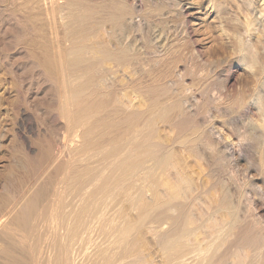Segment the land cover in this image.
Instances as JSON below:
<instances>
[{
  "label": "rangeland",
  "instance_id": "1",
  "mask_svg": "<svg viewBox=\"0 0 264 264\" xmlns=\"http://www.w3.org/2000/svg\"><path fill=\"white\" fill-rule=\"evenodd\" d=\"M85 1L86 4L91 6H94L96 3L95 8L92 7V9L95 11L99 9L98 11L101 13H97L98 17V15L100 16V14L105 13L104 10H101L102 4L111 1L117 2L118 0H106L107 2L105 0ZM101 1L104 2L98 5ZM121 1L122 4H126L129 7L125 6L127 9L135 10L132 20L135 19L134 21L141 23L137 25L134 21L135 24L131 23V29L129 28L127 32L128 38L134 40L135 37H138L134 45L139 44V47L142 42L147 43L141 44V47H143H140L141 49L139 51L141 52L137 58L139 60L141 58V60L139 62L136 59V65L135 61H132V64L131 62L126 64L127 66H123L122 69L120 66L116 68L118 65L115 63L116 66L114 62H111L115 67L113 66V69L111 66L113 64L109 63L110 66L108 68H112V71L104 72L105 69L98 70L99 73L97 72L95 74L96 85L99 86L101 84V87L105 86L107 81L106 79L102 80V77L105 78L108 76L107 80L109 85L106 86L110 87L107 88L105 86L101 88L97 86V88H106L104 89L107 91L106 96L109 97L110 95L111 98H109L115 101H112L114 105L117 106L118 104V106L123 105L120 107H125L126 99L128 98H125L127 97L125 95L121 97L123 94H126L125 89L121 96L118 95L123 90L121 88L125 86L127 89L129 85L128 91L129 88L132 89V87L137 86L140 89V95H142L141 87H146L150 83L153 88L150 85L149 88H152L153 92H150L148 95L144 94L145 101L146 97L149 96V99L147 98L149 101H146V103L150 102L155 106V102L157 104L159 99L167 100L170 103L181 97L180 99H183L182 101L185 102L183 105L186 104L187 106H184L186 110L183 111L184 113L181 112L182 114L178 111H176L178 112L176 115L175 111L174 113H172L173 111L170 114L168 113L171 115L167 119V121L169 120L168 122L164 119L165 116L163 118L157 117L159 121H156V129L154 132L157 133L159 131L157 134L162 139L158 135L156 136V133L154 135L157 137L156 142L159 139V143L166 140L167 142L165 141L166 143L164 142L163 144L168 145V149L172 148L170 150L172 155L170 154L169 159H166V162H161L158 165L159 168L153 167L154 170L151 168V171H144V173L140 171L142 175H148L142 181L139 179L143 178L141 173L139 177V171L138 176L135 174L131 178H125L121 185L122 189L121 187L117 188L121 189L123 193H121V190H116V193H118L116 195L114 194L116 198L114 196L110 201L111 205H109L110 203L108 204L109 209L113 206L111 210L114 212L116 221H119V224H123L125 218L130 219L129 217H131L133 219L127 234L128 241L121 249L122 254H131L132 257L140 261V264H164L166 255L158 241V234L161 231L163 233L169 230V226L171 227L170 223L173 221L171 218L174 219L178 214L177 212L181 213L185 211L189 218L188 226L189 228L195 229L196 234L194 235L197 236L196 240L193 234L190 235V238L186 240L187 243L192 244L193 241L191 239L193 238L196 245L197 242L195 240L200 245L205 240L202 246L210 242L205 248L198 245L203 250V253L206 252L204 254L205 259L208 260L206 264H217V260L219 263L223 260L221 257L223 258L225 255L227 257L225 256L224 258H231L228 261L224 259L227 261V264H229V261H231V264H234V262L235 264H243L245 260L249 264L251 260L250 256L264 249V0H165V2L163 0H119V3ZM154 3L160 6L157 5L158 8L156 7L157 9H155L154 6L156 4ZM170 5L174 7H168ZM52 6H54V9L56 8L55 13ZM64 6H66L65 10H63ZM96 6L99 8H96ZM152 6L154 9H152ZM78 7L81 9V6ZM67 8L68 6L65 0H58L53 5L50 0H0V206L8 198V200L11 198L12 201L30 192L33 187L35 174L41 169L38 163L40 165L42 163L40 157L42 158V149L45 148L43 145H46L45 143L50 137H52L50 140L54 141L56 137L55 141H58L62 137V134H64L62 129L65 127L66 120L62 119L59 114V100L61 101L62 91L60 90L58 93V87H61V83L59 82L62 79V75L59 71L60 67L58 68L59 70H52L55 66L49 63L47 64L46 59L49 57L52 58L54 55L53 52H56L58 47H62L63 44L59 42L61 39L62 42L63 40H69V36L67 38L65 36L66 34L69 35L66 32V28L67 22H69L68 20L71 19V17L69 18L71 10ZM150 8L152 11H155L152 13ZM136 15L138 16L137 18ZM146 16H150V20ZM67 17L68 19L66 20ZM132 27L136 35L132 33ZM105 30V32H102L103 29L99 30L100 32L96 30L98 36H96L97 32L95 33L94 31V34H96L95 38L97 37L98 40L102 36L101 40H103L102 38L107 40L112 33L110 34L108 32L110 30L109 27L105 28ZM129 32L135 36L132 37L131 34L129 35ZM126 37L124 39H127ZM146 37L150 39L147 40ZM155 37H159V39L156 40L157 38ZM57 41L59 42L58 44ZM67 41L64 43L68 46L70 42L67 43ZM149 41H152L151 44ZM146 45L147 47L149 45V48ZM242 45L247 46L246 48L248 50L247 55L244 57L240 48ZM136 47L139 49L138 46ZM150 49H154V51L151 50V52ZM158 51L160 54H158ZM159 56L161 57L159 58ZM41 61L42 66H40ZM49 65L51 66L49 67ZM125 68L126 70L124 71ZM138 68L141 69L138 70ZM145 68L149 73L145 71ZM121 69L125 73L121 72V74ZM115 70L116 72L118 70L119 73L117 72L116 74ZM68 72L69 70H67ZM144 72H146V75ZM108 73L109 75L110 73L112 74L110 76L117 78L119 82H116L118 84L112 85L113 82L110 79H113V77L111 78L107 75ZM98 74L102 76L97 77ZM130 75L133 76L129 77ZM144 76H147V78ZM120 78L125 80L124 85L123 82L119 84L120 81H123ZM142 78L145 81L149 79L147 81L148 83L143 82L144 84H141L144 81ZM100 80L102 82L104 81L105 84L103 85L102 82H99ZM115 80L113 79L114 83ZM134 81L137 83L130 85L129 82ZM138 82L141 83L138 84ZM145 84L146 86H144ZM117 85H120V87ZM161 88H166L167 90L172 88V90L166 91L167 93L164 92L168 97L166 94L161 96L162 92H159ZM131 89L129 91H132ZM155 89L156 91H154ZM116 91L120 93L117 92V95H115ZM112 93H114L115 99ZM58 94L59 96H56ZM155 95L160 96L156 98ZM118 96L121 99L123 98L122 101H120L121 99ZM108 97H105L106 100H109ZM142 97L140 96V98ZM117 98L120 100L118 101ZM127 102V104L131 105L129 100ZM130 108H133V105ZM154 108L152 112L155 115V112L159 111L156 110L158 107ZM108 109L111 110L110 107L106 110ZM56 115L59 117V122L61 120L60 123L58 122V118L56 119ZM182 115L183 117L186 116L185 118H189L188 120L194 128L191 126L186 129L181 128L178 126L180 124L176 126L175 121L179 123L183 118L181 117ZM51 119H55L56 121H52ZM62 122L64 123L61 126ZM59 128L62 129L60 130ZM180 128L181 131L182 129L184 130L181 132ZM53 129L56 132H62L59 133L61 136L57 137L59 136L57 135L58 132L56 133ZM122 129L124 130V127ZM122 129H117L118 133ZM117 130H105L103 132H107L106 134L108 135L109 131V134L111 132L109 136H112L117 133ZM100 133L102 132L100 131ZM100 133H97L98 137H100ZM97 134L95 137L92 135L90 138L92 140L94 138L97 139ZM43 136H48L49 138ZM42 139L47 140L41 141ZM76 139L77 144L82 142L81 138V141L78 140V137ZM39 142L41 143L40 145H38ZM92 151V155L95 153L94 150H91L89 154L86 153V159L91 155ZM29 156L31 157L30 160L35 159L34 161L32 160L33 163L40 159V162H37L38 166L36 162L35 164L31 161L28 162ZM36 157H39V159H36ZM94 157L95 154L93 158L92 156L89 158L94 160ZM140 158L137 157V160H140ZM25 159L28 161H25ZM90 159L88 160L89 162L92 161ZM152 163L151 161L150 165ZM23 164H26L27 167ZM28 164H31V167L36 170H33ZM30 170L33 171L29 172ZM150 174L153 175L149 176ZM32 177L33 179H31ZM136 180L138 182L140 181L141 184ZM73 181L74 178L67 182H70L68 184L70 187L71 185L73 186V183H71ZM133 181L137 184L133 183ZM137 187L139 188V192L137 191ZM66 189L67 186H65L64 190ZM134 189L137 192H134L135 195L132 196ZM68 191L71 192L70 188L67 189V192L64 191L65 196ZM140 191L146 195L140 193ZM146 191L149 192L146 193ZM227 192L230 195L231 202H233V205L235 204L234 206L238 210L237 212H239L238 217L241 221L244 220L241 223L240 219H238L239 223L237 222V224L241 223L240 225H244V227L241 226L240 228L239 225L237 226L235 224L238 228L235 229V225L232 228H228V213L225 209H219L221 199H223ZM120 194H125L126 197L125 195L123 196L124 200L126 198L128 202L126 200L124 202L122 200L123 197L120 196V198L122 197V201L118 202L120 203L118 207L114 199L120 201L117 198V195ZM148 194L151 196H148ZM144 195L145 197L148 196L150 200H146ZM131 198H134L135 201L132 202ZM142 198L145 203L141 200ZM153 199L155 202L157 201V204ZM122 202L125 206H122ZM129 202L132 204L130 207ZM160 202H163L161 203L163 207ZM172 203H174L173 205L176 208H174ZM135 205H139L138 207L143 210L139 209L140 211L136 212L137 206ZM145 205L151 206V208H146ZM126 206L131 209H127ZM238 206L240 207L237 208ZM158 207L159 212H162V214L156 210ZM146 211H151V213H146ZM152 211L154 214H152ZM125 214H131V216H125ZM162 215H165V217L163 216L164 218H162ZM173 215L176 216L174 217ZM160 217L163 219L161 221L162 224L159 220ZM167 219L170 221L166 222ZM71 224H69V227H72ZM253 225L254 227H252ZM246 226H248V229L245 228ZM221 227H226L225 230H228L229 234L225 231L228 234L225 235L226 233ZM258 227L263 232V244L260 245L259 249L257 248L258 250L255 249V251H253L254 248L249 249L250 247H243L251 250L249 253L246 250L247 254L243 248L238 247L239 242L237 240L241 242L244 237L243 235L248 230L254 233H256L254 230L260 232ZM216 228L220 230H216ZM230 229L234 230L231 231ZM239 229H243L245 233L244 231L240 232L242 230L239 231ZM221 231L222 235L218 237L216 233ZM239 232L242 235H240V240L239 238L237 239ZM211 236L216 240H213ZM198 237L200 240L201 238L203 240L199 242ZM218 240L219 242L217 243L216 241ZM211 241H215L217 245ZM213 245L215 247L217 246V249ZM206 247L208 250H204ZM210 251L214 252L212 257L211 254L209 255ZM232 251H235V253ZM229 253H232V255ZM233 253H237L238 255H234ZM214 255L216 256L213 257ZM228 255L231 256L229 257ZM206 256H208V259ZM241 256L243 258L245 257V260ZM239 259L242 262H239ZM204 261L202 263L195 259L192 261V264H205L206 261ZM246 262L244 264H247Z\"/></svg>",
  "mask_w": 264,
  "mask_h": 264
},
{
  "label": "bare ground",
  "instance_id": "2",
  "mask_svg": "<svg viewBox=\"0 0 264 264\" xmlns=\"http://www.w3.org/2000/svg\"><path fill=\"white\" fill-rule=\"evenodd\" d=\"M50 1H51V4L53 5L58 0H50ZM82 1L81 0H65L66 5L71 10V12L69 10H67L70 12V13L69 12H67V13H69L71 15V16L69 15V18L71 17V19L68 20L69 22H67L68 24H67V28H66L67 29L66 32H68L69 35L66 34V36H65L66 38H67V36H69V40L68 41L63 40V42H62V39H61V41H59V42H61L64 45L67 41V43L70 42V44H68V46H67V44H65L66 47H65V45L64 46L62 45V47H58V48L56 47L57 50H56V52H53L54 55L51 53V55H53V57L51 56L52 58L49 57L48 59H46L47 64L49 63V64L55 66L54 69H52V70H55V69L57 70L60 67L59 68L60 70L59 69L58 70L60 71V73L62 75L61 80L59 77V80H60L59 83H61V87H58L59 88L58 93L60 90L62 91L61 92L62 93L61 94V101L59 100V102H60L59 114L62 117V119L66 120L64 129L61 128L64 131V134H62V137L60 139H58V141H55L56 137H55L54 141L50 140L52 138V137H50V139L46 143L44 142L46 145H43V146H45V148L42 149L43 150L42 158L39 156L42 163H41V165H40V163H38V165L40 166L41 169L37 174H35L33 187L30 190V192L25 191L28 193H26V194L24 193L25 195L23 194L24 195L23 197L21 195V198L15 199L12 201H11V198H10V200H8L9 199L8 198L0 206V264H140V261L137 258L132 257L131 254H128V255L122 254V251H121L122 246L124 244H126L128 241L127 234L129 232V226L132 225V221H133V219L129 216H131L132 213L131 214H125V216L129 215L128 217L130 219L125 218L123 224L122 223L119 224V221L118 222L116 221L117 219L115 218L114 212L111 210V208L113 206L110 207V209H109V205H111L110 201L112 200V198L116 194H118V193H116V190L122 189L121 185H122L123 181L125 180V178H131L135 174H137V176H138V171H139V177H140V173H141L140 171H142L143 173H144V171H151V168L153 169V167H158V165H160L161 162H163V161L166 162L165 160L169 159L170 154L172 155V153L170 152V150L172 148L168 149V147H167L168 145L166 146L165 144H163L166 140H164V142H162V140H161L162 143H159L160 139H162L157 134L159 131L157 133L154 132L156 129L155 128L156 121H159L157 119V117L158 116H159L158 118H161V117L163 118L164 116L168 117V115L170 114L171 111H173L172 113H174V111H175V115L178 112L184 113L183 111L186 110L185 108L187 106H186V104L183 105V103H185V102L182 101L183 99L182 100L180 99L181 97L177 98L176 100H174L173 102H170V103L167 100H166L167 101L166 102L163 99H162L163 103H162V100H160V99H159L160 102L158 100L159 103L157 102V104L155 101H153V102H155V106L150 102L146 103V101L147 102L149 101V100H147V98L149 99V96L146 97V101L144 99L145 98L144 96L146 94L148 95L150 92H153V89H152L153 87L150 85V83H149V85H150V87H152L151 88L152 90L149 88L148 84H147L148 86H146V84H145L144 86H146V87H141L142 91H143V92L141 91L142 95H140L139 87L137 88V86L136 87L131 86L132 89L129 88V90L131 89L132 91H129V90L127 91L129 85L127 86V89L124 86V88H121L123 90L120 89L121 93L116 91L115 95H117V92H118V93H120L118 95L121 96V94L124 93V89L126 90L125 91L126 94H123V96H121V97H124V95H125V96H127L125 98H128V99H126L125 107H120L123 105L118 106V104H117V106L114 105V103L112 102L114 100L110 99L111 98L110 95L108 94L110 98L108 96H106L107 91L104 90L106 88H104V89L97 88L98 85H96V83H95L96 82L95 74H97V72L99 73V71L103 70V69H105L104 72L112 71L111 69L112 68L114 69L115 63L118 65L117 66L115 64L117 66L116 68H118L120 66V67H122V69H123V66L125 67L126 64H128L130 62L132 64V61H135L138 58V56L140 55L141 51H139V50L143 47V46L141 47V44H144L147 42H142L140 40L142 42L140 44L141 48L139 47V44L138 45L135 44L136 46L139 47V49H138L134 45V43L137 42L136 40L138 37L137 38L135 37L134 40L132 38H128L127 32L129 31L128 30L129 28L131 29V23L135 22L137 25L140 22L137 23L136 21H134L135 20L134 18H133L134 20H132V17H133L135 10L127 9L126 7H128V6H126V4H122V1H121V3H119V0L117 2H112L110 0L111 2H108L106 4H102L104 1H101V3H98V5L102 4L101 10H104L105 13L100 14V16L98 15V17H97V13L100 12V11H98L99 9H97L96 11L94 9H92V7L95 8L94 6L96 3L94 4V6H91L89 4H86L85 0H82ZM113 1H115V0H113ZM163 1L165 2V0H163ZM163 1H162V3H163ZM159 3H161V2L159 1ZM154 4H156L154 7H155V9H157L158 4L157 3H154ZM168 4H169V2H168ZM173 5H174V3H173ZM173 5H170L168 7H171ZM78 6H81V9H79ZM97 6H96V8H99ZM158 6H160V5H158ZM174 6H176V5H174ZM65 7L66 6H64L63 10H65ZM154 7L152 9H154ZM131 8H133V7H131ZM52 9L54 10V13H55L56 8L54 9V6H52ZM133 9H135V8H133ZM150 9H149V12H150ZM152 9H151V11H152ZM77 10H79V11H77ZM154 11L155 10H153L152 13ZM158 11L160 12V10H158ZM144 14H146V13H144ZM147 16H146V18H149L148 20H150V16L149 17H147ZM151 16H153V15H151ZM137 17L138 16L136 15V18ZM67 19H68V17L66 18V20ZM148 24H149V22H148ZM142 25H143V23H142ZM108 27L110 28V30L108 32H110V34L112 33V35L107 40L105 38H102L103 40H101L102 36L100 37V39L97 40V37L95 38L96 34H94V31L96 33L97 31L100 32L99 30L103 29L102 32H105L106 31L105 28H108ZM140 27H141V25H140ZM136 29H137V27H136ZM132 30H133V27H132ZM98 32H97L96 36H98ZM132 33L135 34L134 30ZM132 33L129 32V35L131 34L132 37L136 35V34L134 35ZM124 34H126V35H124ZM140 35H142V34H140ZM108 36H109V34H108ZM125 36H127L126 37L127 39H124ZM104 37H106V36H104ZM122 37L124 40L122 39ZM155 38H157L156 40L159 39V37H155ZM148 39H150V38L148 37L147 40ZM160 40H161V38H160ZM162 40H163V38H162ZM59 42L57 41V44ZM151 42H150V44H151ZM162 43H160V44L162 45ZM152 46H154V45H152ZM146 47H147V45H146ZM246 47H245V45H242L240 47L243 57L246 56L248 53V50ZM147 48H149V45ZM159 48H161V47L159 46ZM151 50L154 51V49H150V51ZM144 51H146V50H144ZM144 51H143V54H144ZM148 51H146V52H148ZM158 54H160L159 51H158ZM160 57L161 56H159V58ZM43 59H45V58H43ZM137 60H139V59H137ZM140 60H141V58H140ZM140 60H139V62H140ZM136 61H135V65L137 64ZM111 62H114V64ZM109 63L113 64V65H111L112 68H108V66H110ZM51 65H49V67ZM148 65H149V63H148ZM40 66H42V61H41ZM128 66H130V65H128ZM45 67H46V65H45ZM67 67H68V69H67ZM46 68H48V67H46ZM66 69L69 70L68 73H67ZM122 69L120 70V73L122 72ZM133 69H135V68H133ZM140 69L138 68V70H140ZM70 70H71V72H70ZM125 70H126V68L124 69V71ZM148 70H149V68H148ZM124 71L122 73H125ZM145 71H146V68H145ZM115 72H116V70H115ZM117 72H118V70H117ZM117 72H116V74H117ZM141 72H142V70H141ZM146 72H144L145 75H146ZM55 73H57V72H55ZM147 73H149V71ZM100 74H102V73H100ZM107 75H109V73ZM110 75H112V74L110 73ZM98 76L100 77L102 75L98 74L97 77ZM115 76H117V75H115ZM131 76H133V75H130L129 77H131ZM147 76H144V77L147 78ZM149 76H151V75L149 74ZM110 77L112 78L113 76H110ZM103 78L104 77H102V80L106 79L107 82L106 81L105 82L107 84H105L104 81L102 82L101 80L99 82H102L103 85L105 84V86L109 85L108 80H107L108 76L105 77L104 79ZM143 78H142V80H144V79L146 80V78H144V79ZM113 79H116L115 83H114ZM113 79H110V80H112L111 82H113L112 85L116 84L117 83L116 81H118L116 77H113ZM57 80H56V82H57ZM120 80H123V79L120 78ZM145 80L142 81V83L138 82V84L148 83L147 81L149 79L147 81H145ZM124 81L125 80L120 81L119 84H122L121 82H123V85H124ZM162 82H163V80H162ZM129 83H130V85L132 83H134V85H135V83H137V82L134 81V82H129ZM160 83H161V81H160ZM167 84L169 85V83H167ZM125 85H126V83H125ZM99 86L101 87V84ZM105 86H102V87H105ZM117 86L120 87V85H117ZM117 86H116V89H117ZM141 86H143V85H141ZM109 87L110 86H108L107 88H109ZM156 89L154 91H156ZM161 89H159V92H162L161 96H163V94H166L170 89L172 90V88H170L169 90H167L166 88H161ZM108 92H109V89H108ZM111 92H112V90H111ZM159 92H157V93H159ZM164 92H166V93H164ZM114 93H115V91H114ZM114 93H112L113 98L115 97L113 95ZM171 93H172V91H171ZM56 96H59V94ZM120 96H118V98ZM140 96H143V97L140 98ZM157 96H156V98H157ZM166 96H167V94H166ZM105 97H108L109 100L108 99L106 100ZM121 97H120V99H121ZM150 97H152V96H150ZM118 98H117V100H118ZM56 99H57V97H56ZM122 99L120 101H122ZM127 100H129L131 102V105L127 104L128 103ZM152 100H155V99H152ZM107 101L108 102L110 101L109 103H111V102L112 103L109 104ZM164 101H165V103H164ZM124 102H122V103H124ZM132 105H133V108H130V107H132ZM184 106H186V107L184 108ZM56 107H58V105H56ZM56 107H54V108H56ZM109 107L111 108V110H109V109L106 110ZM154 107H158V109H156V110L159 111V112L156 111L155 115L152 112ZM176 111H178V112H176ZM187 112H188V110H187ZM55 114H57V113H55ZM190 115H191V111H190ZM170 116L171 115H169L168 118L164 117V119L167 121V119H169ZM186 116H187V114H186ZM181 117H183V115ZM185 117H183L179 123H178V121H175L176 126L178 124H180L178 126H180L181 128H185V129L187 127L189 128L192 125L190 123V121L188 120L190 117L189 116H187L189 118H185ZM57 118H58V122H59V117L56 115V119ZM54 120L55 119H53L52 121H54ZM60 122H61V120H60ZM63 123L64 122L61 123V126ZM194 123H196V122H194ZM123 127H124V130L122 129ZM51 128H50V130H51ZM158 128H159V126H158ZM158 128H157V130H158ZM181 128H180V131H181ZM192 128H194V127H192ZM192 128H191V130H192ZM55 129H57V127H55ZM55 129H53V130H55ZM117 129L118 130L122 129V130H121V132L118 133ZM50 130H48V132ZM105 130H109V131L117 130V133L115 135L109 136V135H111V132L109 134V131H108V135H107L106 134L107 132L104 133ZM183 130L184 129H182V131ZM51 131H50V133H51ZM100 131L103 134L100 133ZM55 132H56V130H55ZM59 133H62V132H58L57 135H59ZM94 133H96V134L100 133V137H98V134H97L98 138L97 139L94 138L92 140L90 137L92 135H94V137H95L96 134H94ZM155 133H156V136L158 135V137L160 138L159 140H157L158 142H156L157 137L154 135ZM48 136H43V137L46 138ZM60 136L61 135H59L57 137H60ZM154 136H155V138H153ZM76 137L79 138L78 139L79 141H81L80 140V138H81L82 142H80V143L78 142L79 144H77L76 143V141H77ZM43 139L41 141L47 140V139H45V140H43ZM154 139H155V141H154ZM40 142L38 145L43 143V142H41V143ZM91 150L95 151L94 160L92 159L93 155H94V154L92 155L93 151L91 152V155L88 156V154ZM86 153H88L87 154L88 158L92 156L91 159L89 158L90 160H92L91 162L88 161L89 160L88 158L86 159V157H85ZM139 155H141V156H139ZM39 157L38 158L36 157V159H39ZM137 157L138 158L141 157L140 160H137ZM28 159H29V161L26 159H25V161H28V162L31 161L32 162V160H33V159L30 160L31 157ZM40 159H39V161L37 160V162H40ZM151 161L153 162L151 164L152 166L150 165ZM35 162L34 163L32 162V163L35 164ZM37 162H36V165H37ZM23 165L26 166V164H23ZM28 165H30L29 167H31V164H28ZM37 166H35V167H37ZM31 168H33V167H31ZM160 168H161V166H160ZM34 169L35 168H33V170ZM33 170H30L29 172H31ZM153 170H152V173H153ZM155 170H157V169H155ZM32 173H29V174H32ZM34 173H36V172L34 171ZM154 173H155V171H154ZM146 175H144V174L142 175V173H141V176L143 178H139V179L142 181V179H144ZM151 175H153V174H150L149 176H151ZM137 176H135V177L138 178ZM33 177L31 179H33ZM73 178H74L75 182L74 181L71 182V183H73V186L71 185V187H70V185H68V184H70V182L69 183H67V182ZM149 178H147V179L149 180ZM148 180H146V181H148ZM42 181H43V183H42ZM134 181H135V179H134ZM134 181H133V183H136ZM30 182H31V180H30ZM138 183L141 184L140 181ZM28 185H30V184H28ZM65 186H67V189L70 188V190H71V192L68 191V193L70 192V194L68 196H67L68 193L66 194V196L64 195V193L67 192V189L64 190ZM68 186H69V188H68ZM137 186H139V185H137ZM29 187H28V189H29ZM118 187L119 188L121 187V189H117ZM141 188L143 189V187H141ZM28 189H26V190H28ZM142 189H140V190H142ZM123 190H124V187H123ZM138 190H139V188L137 189V191ZM137 191L134 189L133 193L134 192L136 193ZM142 191H144V190H142ZM130 192H132V191H130ZM148 192L146 191V193H148ZM121 193H123V191ZM135 193L132 194V196L135 195ZM140 193H143V192L140 191ZM125 194L117 195V198H119L120 201L114 199L115 202L117 203V206L118 205L120 206V203H118V202H121L122 200L124 202H125V200L128 202V199L125 198V200H124L123 196ZM143 194H145V193H143ZM143 194H141V195L143 196ZM145 195H144V197H145ZM149 195L150 194H148V196ZM120 196L123 197V198L121 197L122 200H121ZM148 196L145 197L146 200L149 199ZM19 197H20V195H19ZM125 197H126V195H125ZM17 198H18V196H17ZM115 198H116V196H115ZM143 198L141 200H143ZM131 201L134 202L135 199L131 198ZM154 202H155V200H154ZM130 203L131 202H129V204ZM143 203H145V201ZM146 203H147V201H146ZM161 203H163V202H160V204ZM173 204L174 203H172V205ZM140 205H143V204H140ZM147 205H145L146 208L147 207L151 208V206H147ZM234 205H233V202H231V198H230V195L228 194V192L224 195L223 199H221V202L219 204V209H225L228 213V219H229L228 223H227V225H229L228 228H230V227L232 228L235 224H237V222L239 223V221H238V219H240L238 217L239 212H237L238 210L236 209V207ZM122 206H125L123 202H122ZM130 206H132V204H130L129 207ZM135 206H137V209H138L137 210L135 208L136 212L140 211L139 209H141V208L138 207L139 205H135ZM127 207L128 206H126V208ZM162 207H163V205H162ZM239 207L240 206H238L237 208H239ZM142 208H144V207H142ZM168 208H169V206H168ZM174 208H176V207L174 206ZM127 209H129V208H127ZM158 209H159V207L156 210H158ZM141 210H143V209H141ZM153 211H152V214H154V212H157V211H154V212ZM165 211H166V209H165ZM179 211H182V210H179ZM148 212L149 211H146V213H148ZM124 213H126V212H124ZM149 213H151V211ZM158 213H160L159 210H158ZM177 213H176L177 216L173 215L174 217L176 216L174 219L171 218L173 221L171 222L172 224L170 223L171 227L169 226V230H167L163 233H161L162 232L161 231L158 234V241L162 247L164 254L166 255V261L164 264H192V261L195 259L200 261V262L205 260L206 262L205 261L204 262L206 264L208 262V260H206L205 256H204V254L206 252L203 253V250L198 247V245L202 246L203 242L205 240H203L202 238L200 240L198 237L199 242H201L203 240L201 245L198 244V241H196L197 236L194 235V234H196L195 229L189 228V226H188L189 218L186 215V212L182 211L181 213L180 212H177ZM160 214H162V212ZM163 214H165V213L163 212ZM167 214H169V213H167ZM132 216H133V214H132ZM163 216L165 217V215H162V218H164ZM162 218L160 217V219H159L160 223L163 220ZM169 221L167 219L166 222H169ZM240 221H241V219H240ZM243 221H241V223H243ZM69 224H71L72 227L71 226L69 227ZM240 224H237V226L239 225L241 228L242 225H240ZM237 226L236 225L234 226L235 229L238 228ZM248 226L251 228V226L249 224H248ZM248 226H246L245 228H247ZM242 227H244V225ZM252 227H254V225ZM225 228H222V229H224V232L227 231V233H228V230H225ZM217 229L218 228H216V230ZM218 230H220V229H218ZM233 230H231V231H233ZM240 230H242V231H240ZM259 230H260V232H257L256 230H254L256 233L251 232L249 230L248 231L246 230L247 232L245 233V231L243 229H239L240 232L244 231L245 235H243L244 237H243L241 242L237 240V242H239V244H240L239 245L238 243H236V244H238V247L239 248L250 247L249 249L254 248L253 251H255V249H257V248L259 249L260 245L263 244L262 243L263 232H262V229L259 228ZM240 232L238 233L239 234L238 236L241 235ZM218 233H216L218 235V237L220 235H222L221 234L222 231L218 232ZM227 233L225 235L229 234V233L228 234ZM192 234L194 237H196L195 242H197V245L194 243V238L191 239L193 241L192 244H189L186 241V240H188L187 238H190V235H192ZM238 236H237V239L239 238V240H240L242 235L240 237H238ZM211 237L213 238V236H211ZM206 239H208V238H206ZM213 240H216V239L213 238ZM211 242H213V241H211ZM216 242L218 243L219 240ZM216 242L214 241L213 243H216ZM209 243H207V245ZM217 243H216V245H217ZM193 244H195V245H193ZM207 245H204L202 247L205 248V246H207ZM211 245H212V243H211ZM215 248L217 249V246ZM215 248H214V250L217 252V250ZM243 249L245 252H246V250L248 253L251 252V250H248L247 248H243ZM204 250H208L207 247ZM211 251L209 252V255L211 254V257H212V255L214 254L215 251L214 252H211ZM232 252L235 253V251H232ZM229 254L232 255V253H229ZM231 255H228V256L230 257ZM234 255H238V254L236 253ZM208 256H206V258ZM215 256L216 255H214L213 257H215ZM225 256L227 257V255H225ZM224 257L223 258L221 257V259H223V260H221L219 263H218V260L216 259L217 264H227L228 259H231V258L226 259ZM250 257H251V260L249 259L250 260L249 264H264V249L259 250L258 252L254 253ZM241 258L243 260H245V257L243 258L241 256ZM224 259H226L227 261H225ZM240 259H239V262H242ZM209 262H211V261L209 260ZM230 262L231 261H229V264H231ZM245 262H246V260H245ZM197 263H199V262H197ZM208 264H210V263H208ZM234 264H235V262H234ZM239 264H241V263H239Z\"/></svg>",
  "mask_w": 264,
  "mask_h": 264
}]
</instances>
